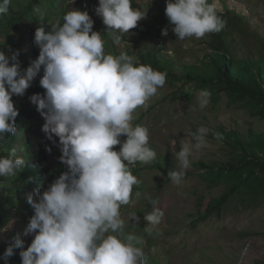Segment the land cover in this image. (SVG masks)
Instances as JSON below:
<instances>
[{"label": "clouds", "instance_id": "1", "mask_svg": "<svg viewBox=\"0 0 264 264\" xmlns=\"http://www.w3.org/2000/svg\"><path fill=\"white\" fill-rule=\"evenodd\" d=\"M10 3L0 0V16L7 15ZM95 12L115 44L145 15L133 9L132 0H99ZM165 14L179 40L203 38L224 27L208 0H166ZM92 29L88 12L76 9L66 12L62 22L58 18L48 31L43 25L38 27L28 38L34 36L39 55L23 71L17 60L19 51L11 57L0 51V145L6 143L7 134L14 139L9 153L5 146L0 153V179H6V185L10 182L0 208L8 203L9 194L12 203L26 198L11 194L23 182L29 187L27 202L34 210L24 232L25 236L34 235L30 245L25 248V241L17 237L5 250V260L14 254L15 247L20 249L21 264H141L144 241L134 233H125L120 209L131 203L133 186L140 183L130 166L156 158L148 143V129L133 124L134 113L148 107L150 98L164 86L167 74L137 64L126 52L107 54L102 35ZM161 34L167 36L168 29H162ZM26 44L22 43L24 49ZM42 66L39 83L45 92L30 96L28 88L32 89ZM13 95H18L16 100H12ZM210 95L207 90L200 93L201 108ZM21 96L26 107L34 111L31 119L18 126L27 130L32 124L40 126L45 119L42 131L35 128L44 139L45 134L50 140L53 135L58 137L62 153L57 157L60 151L47 149L49 172L53 173V156L67 167L52 183L48 181L51 184L42 193L36 186L38 178H47L41 170L40 145H31L36 149L32 153L24 136L15 135L18 109L14 103L19 107ZM209 131L201 126L187 134L199 149L206 146ZM212 134L223 139L221 133ZM122 135L127 137L123 142ZM116 145H120L119 151L114 149ZM181 145L176 153L180 171L167 174L176 184L190 167L191 149L183 141ZM33 170L36 173H30ZM147 199L154 203L150 196ZM20 208L24 206L20 204ZM133 218L138 219L136 215L129 217ZM161 218L158 209L144 217L153 228Z\"/></svg>", "mask_w": 264, "mask_h": 264}, {"label": "rangeland", "instance_id": "2", "mask_svg": "<svg viewBox=\"0 0 264 264\" xmlns=\"http://www.w3.org/2000/svg\"><path fill=\"white\" fill-rule=\"evenodd\" d=\"M29 0H11L16 9H23ZM72 2L81 11H87L93 20V31L102 35L107 54L119 55L126 52L139 62L143 51H154L170 62L171 75H166L163 87L150 98L148 107L138 108L134 113L133 124L148 129L149 146L156 152L154 161L135 166L130 170L140 181L133 186L131 203L121 206V217L125 220V233H134L144 241L141 264H264V191L260 194L247 192L232 193L218 212L205 215L207 204L227 192L231 180L228 176L218 175L222 164L234 163L240 151H234L223 139L218 140L213 132L232 131L246 141L251 135L264 133V117L254 115L252 106L243 101L231 99L222 87L208 86L206 89L193 82L184 80V66L209 71L207 58L210 51L209 35L203 38L177 39L172 28L167 36L161 34L165 27L157 23L153 16L156 6L166 8V0H132L133 9L145 14L137 26L121 36L119 44L112 41L106 28L102 27L95 12L99 0H39L34 7L38 23L31 24L25 39L44 26L48 31L59 16L60 8ZM216 10L232 17L227 40L231 42L238 58H257L264 54V0H208ZM236 15V17H233ZM16 33L15 35H18ZM0 41L3 38L0 37ZM12 46L21 53L24 47L13 37ZM24 43V41H23ZM210 72V71H209ZM177 76V78L175 77ZM210 92L207 104L200 107V93ZM45 92V91H44ZM43 92V94H44ZM210 131L205 137L206 146L194 147V139L188 135L199 127ZM126 135L120 137L123 142ZM181 141L191 149L190 167L179 184L167 175L180 171L176 153L181 150ZM21 144L23 142H20ZM119 151L120 145L114 146ZM57 157L62 155L61 151ZM53 156L52 172L59 175L67 167L59 158ZM161 167L164 172L158 168ZM214 168L209 175L208 168ZM30 173H36V170ZM38 174H34L36 177ZM11 194H18L13 203L17 208L7 215L9 220L0 223V264H21L20 249L5 260L8 246L14 245L17 237L30 245L34 235L25 236L24 232L34 210L27 202L28 186L18 183ZM50 183L47 178H38L37 189L42 193ZM7 189L6 179H0V200L3 201ZM154 202H149L147 197ZM37 198V194L34 199ZM18 203V204H17ZM7 207V206H6ZM162 213L161 222L154 228L144 219L156 210ZM136 215L138 219H129ZM148 229H151L149 233Z\"/></svg>", "mask_w": 264, "mask_h": 264}, {"label": "trees", "instance_id": "3", "mask_svg": "<svg viewBox=\"0 0 264 264\" xmlns=\"http://www.w3.org/2000/svg\"><path fill=\"white\" fill-rule=\"evenodd\" d=\"M39 0H29L25 4L23 9L14 8L13 4L10 3L9 11L7 15L0 16V37L3 41H0V51L7 52L10 57L16 53L18 50L11 47L13 44V37L18 40V45L26 41V49L22 53L19 52L17 60L20 64V68L23 71L26 69L32 60H35L39 55V48L34 44V36L25 39V34L29 30L31 24L38 23V14L34 11V7L38 4ZM133 3V2H132ZM79 10L72 2L68 3L63 9L60 8L58 18L61 19L63 15L72 10ZM81 11V10H80ZM156 14L153 19L162 24L165 28H173V25L169 23V20L165 14V7L158 5L156 6ZM217 14L224 21V27L215 33H210L209 35V46L210 53L208 54L207 67L209 71L205 73L199 68L186 67L184 66L185 75L184 80L187 82H193L196 85L206 89L208 86L211 87H222L225 93L234 101H243L252 106V113L254 115H259L264 117V54L257 58H238L234 54L231 46V42L227 40L228 29L232 26V17L228 13H222L218 10ZM236 17V15H233ZM102 27L106 28L103 24L102 19H99ZM19 33L18 35H15ZM160 51L159 48L154 47V51H143L139 55V62L137 64L150 65L154 70H159L165 72L167 75L172 76V72L169 68L170 62L164 58H160L157 52ZM11 64L12 61L10 60ZM43 76V66L41 67L40 73H38L37 80L33 81V87H29L30 96L33 94H41L45 91L43 87L40 86V79ZM177 78V76H175ZM18 95H13L12 100H16ZM25 101H30L24 97ZM26 103L23 101V96H21L20 106H14L18 109V116L16 117L15 135L24 136L27 141L28 150L30 152H36L35 145H40V153L43 161L42 172L46 175L48 181L51 183L58 177L54 173L49 172L50 163L46 158L48 150L51 149L55 152L60 151L59 138L53 135V139H48L47 135L42 133V136L38 133L35 127H39L41 130V125L32 124L28 129H24L23 126H18L22 121L32 118V112L34 108L26 107ZM39 117H41L39 113ZM28 131V132H27ZM42 131V130H41ZM223 136V141L234 151H240L239 154L234 159V163L222 164L217 172L218 175L228 176L231 180L230 187L227 192L223 193L219 198L211 200L206 206L205 215L212 212H218L223 204L228 201L230 195L236 191L240 192L241 189H246L247 192L260 194L264 191V133L251 135V141H246L238 136L237 133L232 131L221 130ZM6 143L0 145V153L3 146L8 150L6 154L9 153L11 149V143L14 139L11 134L6 135ZM44 141V146H43ZM55 141V142H54ZM40 162V166L42 164ZM160 171L164 170L159 167ZM209 175H214V168H208ZM7 186L10 182L7 181ZM50 183V184H51ZM12 195H7L6 202L1 205L0 208V223L5 224L10 218L8 212L11 209L16 211L21 208L19 206H14L11 201ZM7 206V207H6Z\"/></svg>", "mask_w": 264, "mask_h": 264}]
</instances>
